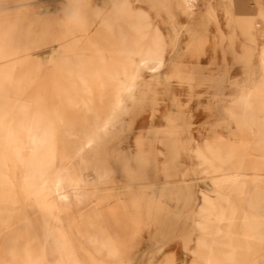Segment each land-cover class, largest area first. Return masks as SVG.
<instances>
[{"label":"rangeland","instance_id":"rangeland-1","mask_svg":"<svg viewBox=\"0 0 264 264\" xmlns=\"http://www.w3.org/2000/svg\"><path fill=\"white\" fill-rule=\"evenodd\" d=\"M263 31L264 0H0V264H264Z\"/></svg>","mask_w":264,"mask_h":264},{"label":"bare ground","instance_id":"bare-ground-1","mask_svg":"<svg viewBox=\"0 0 264 264\" xmlns=\"http://www.w3.org/2000/svg\"><path fill=\"white\" fill-rule=\"evenodd\" d=\"M114 1L115 0H113V3H114ZM185 1V4H186V7L187 8H189V9H193L194 7H195V4L197 3V1L198 0H184ZM123 2H121V4H122ZM119 6H120V4H119ZM116 7V6H115ZM113 8V7H112ZM29 11V10H28ZM27 12V11H26ZM112 12V11H111ZM24 16V15H23ZM116 16H118V15H116ZM19 17V16H18ZM95 18H96V22L93 24V25H96V24H98V23H100V22H102L104 19H105V15L104 14H100V13H97L96 15H95ZM15 19V18H14ZM114 19V18H113ZM109 20V19H108ZM110 21V20H109ZM108 21V22H109ZM112 21V20H111ZM110 21V22H111ZM14 26V25H13ZM14 28V27H13ZM16 28V27H15ZM96 28V27H95ZM136 29H137V31L138 32H142L141 30H142V27L139 25V24H137L136 25ZM13 30V29H12ZM17 30V29H16ZM15 30V31H16ZM12 33H14V32H12ZM261 34H262V38L264 39V31L263 32H261ZM8 35V34H7ZM162 48H163V42H162V39L160 38V36L159 35H155L153 38H152V40H151V47H150V50L149 49H147L146 51H145V55H144V58L142 59V60H140V63L143 65H140V66H142V67H144V66H150V65H152V67L151 68H156V67H161L162 65H163V63H162V61H161V55H160V50H162ZM137 54V53H136ZM129 55H130V57H134L135 56V53L134 52H132V51H129ZM262 56H261V62H262V66L264 67V47H263V50H262V54H261ZM123 56V55H122ZM98 59V58H97ZM104 60V59H103ZM124 60V59H123ZM127 61V60H126ZM138 63V62H137ZM140 66H139V68H140ZM134 67V66H133ZM262 67V68H263ZM138 69V68H137ZM108 70V69H107ZM76 73V72H75ZM125 73H126V71H125ZM90 74V73H89ZM88 74V75H89ZM136 75V74H135ZM92 76H93V74H92ZM132 76V75H131ZM89 77V76H88ZM94 77V76H93ZM86 78V77H85ZM249 96L247 95V97H246V99H245V101H243L244 102V104H242L243 105V112H242V120H243V123L244 124H246V125H248V127L250 128V130H251V132L252 133H255L252 129H251V127H250V124L248 123L249 122V119L247 118L248 116H247V114H246V112L248 111L247 110V108H248V105H249V101H250V99L248 98ZM252 104V103H251ZM254 107V106H253ZM257 114H258V119H259V122L260 123H264V101H262L261 102V104H260V106H259V108H258V112H257ZM256 114V115H257ZM254 116V115H253ZM115 118V117H114ZM239 118V117H238ZM254 124V123H253ZM85 125H86V123H85ZM107 125V126H106ZM106 125H104V126H101V127H99V128H97L96 129V133H98L99 132V130H103V129H108L107 127H109V128H111L112 127V123L111 122H107V124ZM263 126V125H262ZM88 127V126H87ZM253 127V126H252ZM261 127V126H260ZM92 133V132H91ZM102 133H104V132H102ZM84 134V133H83ZM100 134V133H99ZM88 135V134H87ZM97 138V137H96ZM263 138V137H262ZM95 137H93V136H85V141H83L84 143H83V145L81 144V147H78L74 152H72L71 154H69L60 164H59V166H57L56 167V171L54 172V174L55 175H57L60 171H62L64 168H66V167H68V165H69V159L70 158H72V161H74L75 159H77L78 157H80V156H82L84 153H83V151L85 150V153L88 151V150H90V149H92V147H93V145H94V143H95ZM244 142V141H243ZM249 147H250V145H249ZM248 149V148H247ZM244 150V149H243ZM234 153H232V154H230L229 156H228V159L230 160V159H232V158H234V155H233ZM237 154V153H236ZM214 155V154H213ZM86 156V155H85ZM89 156V155H88ZM237 156V155H236ZM212 157H214V156H212ZM218 157H220V155H218ZM257 157H258V155H257ZM236 159V158H235ZM257 159V161L255 162L256 164H258L259 163V157L258 158H256ZM242 161V160H241ZM236 163V164H235ZM234 164H235V167H234V170H233V172H234V175H233V179H232V188H233V190H235L237 187H238V185H239V183H240V181H241V178H243L246 174H247V170H246V164H245V162H239V163H237V162H234ZM78 166H80V165H78ZM81 167V166H80ZM70 168V167H69ZM81 168H83V167H81ZM80 168V169H81ZM217 170V169H216ZM84 172V171H83ZM63 173V172H62ZM67 174V173H66ZM99 174H102V172H100V170H98V171H96V172H90V173H87V175H86V179H94V178H97V177H99L100 175ZM2 176H3V174H1ZM66 177V176H65ZM5 180V179H4ZM80 180V179H79ZM98 180V179H97ZM41 183V182H40ZM45 183H47V179L46 178H42V184H45ZM4 184V183H3ZM2 184V185H3ZM55 184V183H54ZM54 187H55V185H54ZM64 188H66V187H64ZM44 187H41V191L39 192L40 194H42V192H44ZM77 191V190H76ZM75 194V193H74ZM65 197V196H64ZM65 199H66V197H65ZM71 200V199H70ZM229 204H230V201L228 200V201H226V206L225 207H223V208H220V209H217L216 211L218 212V214H217V223L219 224V227H218V230H217V233L216 234H220L221 232H222V228H223V226H224V224H225V222H226V220H227V218H228V211H227V206H229ZM143 207V206H142ZM219 208V207H218ZM141 210V209H140ZM144 211V210H143ZM62 226V225H61ZM142 226V225H141ZM62 232V231H61ZM125 233H127V231L124 229V231H121V232H119L118 234L120 235V234H125ZM62 235H64V234H62ZM60 238V237H59ZM227 239V238H226ZM225 239V240H226ZM224 240V239H223ZM212 245V244H211ZM225 248V247H224ZM214 253V247L213 246H211L210 248H209V259L207 260V262L209 263V264H211V254H213ZM214 257V256H213Z\"/></svg>","mask_w":264,"mask_h":264},{"label":"crops","instance_id":"crops-1","mask_svg":"<svg viewBox=\"0 0 264 264\" xmlns=\"http://www.w3.org/2000/svg\"><path fill=\"white\" fill-rule=\"evenodd\" d=\"M96 19V18H95ZM194 24H196L195 22H194ZM172 28L178 33V32H181V28H179V27H177V26H175V25H173L172 26ZM160 36V35H159ZM160 38L162 39V37L160 36ZM170 142H168L167 143V147H168V149L170 148Z\"/></svg>","mask_w":264,"mask_h":264}]
</instances>
